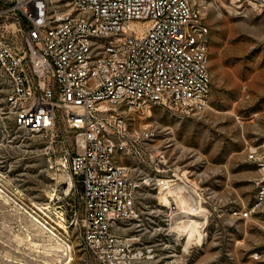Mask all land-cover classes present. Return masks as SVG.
I'll return each mask as SVG.
<instances>
[{
	"label": "built area",
	"instance_id": "1",
	"mask_svg": "<svg viewBox=\"0 0 264 264\" xmlns=\"http://www.w3.org/2000/svg\"><path fill=\"white\" fill-rule=\"evenodd\" d=\"M245 1L264 13V0ZM208 50L199 0H0V149L18 128L68 125L76 147L68 171L80 185L75 222L100 264L172 262L177 234L141 192L179 184L189 194L193 184L132 116L154 105L206 109ZM246 159L257 176L242 216L264 212V139ZM168 198L158 205H173Z\"/></svg>",
	"mask_w": 264,
	"mask_h": 264
},
{
	"label": "rangeland",
	"instance_id": "2",
	"mask_svg": "<svg viewBox=\"0 0 264 264\" xmlns=\"http://www.w3.org/2000/svg\"><path fill=\"white\" fill-rule=\"evenodd\" d=\"M199 8L209 30V106L186 115L154 105L132 116V127L153 129L165 156L192 181L193 190H180L175 201L195 208L199 240L185 248L171 206L160 207L148 189L141 196L177 234L170 264H264V212L242 216L257 176L247 150L264 139V13L245 0H199ZM75 152L63 122L39 133L18 128L0 149V264H100L75 222L80 185L68 171Z\"/></svg>",
	"mask_w": 264,
	"mask_h": 264
},
{
	"label": "bare ground",
	"instance_id": "3",
	"mask_svg": "<svg viewBox=\"0 0 264 264\" xmlns=\"http://www.w3.org/2000/svg\"><path fill=\"white\" fill-rule=\"evenodd\" d=\"M70 186H71V181L68 180L67 189H69ZM180 190L184 191V188L181 185L177 184V185L172 186L167 192H163L162 194H159V196H160L161 201L165 203H167V200H169L168 194L173 196L174 203L170 202V204H173L171 205V208H172V214L175 220L174 227L177 229V231L180 234L185 235L186 240H185L184 247L186 248L190 244L191 241L199 240L198 231H197L199 221L195 219L194 217H192V215L194 214L195 208L189 206V202H185V207L179 208L178 204L175 201V198L181 194ZM55 195L56 194H54V197L52 198H55ZM38 209L41 210L44 214H46L42 207H38ZM179 209L181 210L179 211ZM36 220L40 222L39 219H36ZM58 225L61 226L62 228H65L60 222H58Z\"/></svg>",
	"mask_w": 264,
	"mask_h": 264
}]
</instances>
